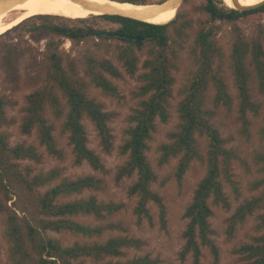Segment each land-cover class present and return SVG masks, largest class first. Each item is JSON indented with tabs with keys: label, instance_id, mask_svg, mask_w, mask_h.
I'll return each instance as SVG.
<instances>
[{
	"label": "trees",
	"instance_id": "16d2710c",
	"mask_svg": "<svg viewBox=\"0 0 264 264\" xmlns=\"http://www.w3.org/2000/svg\"><path fill=\"white\" fill-rule=\"evenodd\" d=\"M133 4H146L151 0H118ZM201 9L208 14L212 21L233 23L250 15L264 13V5L253 9H235L228 6L224 0H205ZM59 16L37 15L24 20L11 30L39 31L47 35L68 39L74 44H81L90 40H98L96 44H109L112 41L120 43V58L127 71L134 75L139 70L140 56L137 52L146 50L147 59L143 63L144 71L140 75L142 85L138 96L142 100L133 114L129 117L130 127L126 130V138L119 147L121 155L127 157L125 165L121 168V176H132L137 173L138 179L131 186L129 195L138 197L135 214L140 219L152 220L150 203L160 210L162 226L166 225L167 208L164 199L151 189L152 183L158 175L149 161L147 152L150 141L157 130L158 121L167 123L171 118L170 99L173 97L175 76L174 70L178 68L179 57L173 47L172 32L184 38L185 31L190 27V21L181 22L177 16L172 22L153 24L117 15L92 16L89 19L77 20L79 24L72 25L57 22ZM102 19L110 21L118 27L102 29L89 24V20ZM38 20L40 24H37ZM32 24V25H30ZM7 31V32H9ZM6 32V33H7ZM5 33V34H6ZM4 35V34H3ZM1 35V36H3ZM0 36V37H1ZM213 31L208 28L201 29L193 46L196 58V70L188 76L182 88L177 105L179 123L175 130L169 133V143L161 145L159 162L168 163L172 158H180L176 170L177 180H181L190 165L196 160L206 162V173L199 182L192 201L185 210L188 224L183 233L185 240L181 252L183 260L192 253L195 264H200L202 247H209L217 257V248L211 235L210 218L213 216L211 202L217 205L230 207L231 204L225 194L223 180L235 184L232 179V161L236 157L234 152L227 149L224 140L217 129L211 124V113L206 108L207 92L212 84L215 89V106L223 105L230 109L233 99L228 86L221 75L213 72L215 58L220 49L214 39ZM57 45L50 41L47 45L45 66L48 69L46 77L42 80L43 87L35 89L28 96V106L22 118L21 129L24 134H31L36 130L41 146L53 156H60L61 151L54 135L55 125L48 117L50 111L57 120H62L61 131L68 137L72 146L76 165L87 163L94 172H105V165L94 150L89 147V133L84 123L89 120L93 125L99 144L105 153L114 150V134L109 126L110 115L104 111L102 105L92 99L80 76L77 63L70 59V69L64 65L63 55L58 52ZM251 57L252 64L257 71V77L264 87V49L259 42L247 43L244 40L235 42L231 59L235 85L238 94V111L240 118L246 125L250 112L259 113L260 105L252 100L250 90L251 73L246 65L247 57ZM84 60V74L89 77L95 87L100 88L107 96L116 95L117 88L109 79L120 78L122 73L109 60L100 58L87 50L82 54ZM39 77L36 83H39ZM61 90L67 98L68 111L65 113L56 90ZM5 100L0 97V124L6 121ZM64 117V118H62ZM7 136L0 134V193L11 200L9 187L18 180L32 195L33 205L42 219L39 226L25 227L18 222L15 215L9 216L8 235L11 241L10 260L15 264H74L80 257H92L96 262L107 257H120L125 255L124 249L131 247L140 249L142 242L129 236H116L108 238L104 243H76L72 247L63 248L56 239L46 238L48 231H70L76 236L87 239L102 237L109 228L112 231H123L118 225L85 224L72 219L78 216H94L97 219H106L108 215L121 210L122 204L99 202L96 196H90L74 201L61 202L74 195L83 194L87 190L99 191L102 180L94 175H85L76 179H62L59 184L53 185L62 174L59 168L48 172L30 176L23 175L17 161L35 160L39 162L41 154L37 147L24 144L12 147L6 140ZM208 140V149L204 157L200 152V139ZM259 172L263 178L252 184V190L263 188L257 197L246 199L231 217V226L234 228L243 222L247 216L253 215L257 210L264 208V154H260ZM258 161V162H259ZM52 186V187H50ZM50 187L45 192L42 188ZM38 191V192H37ZM9 210L7 204L3 208L0 202V212ZM261 226H264V215L260 216ZM237 253L241 255L244 264H264V236L252 239V242L243 244ZM149 256L139 257L126 263L106 264H158ZM77 264H85L80 261Z\"/></svg>",
	"mask_w": 264,
	"mask_h": 264
},
{
	"label": "rangeland",
	"instance_id": "374dc122",
	"mask_svg": "<svg viewBox=\"0 0 264 264\" xmlns=\"http://www.w3.org/2000/svg\"><path fill=\"white\" fill-rule=\"evenodd\" d=\"M162 1L165 0H151L147 3ZM181 1L177 6L176 14L169 22L180 16L181 22L190 21L191 25L185 31L184 38L175 32L171 34L174 41L173 47L179 57L178 68L174 70L176 82L173 97L170 99L171 118L167 123L158 121L157 130L149 143L150 149L147 152L149 161L158 175V179L152 183L151 189L164 199L167 208L165 227L162 226L160 220V210L153 203L149 204L152 220L140 219L135 214L138 197H131L129 190L137 181L138 175L137 173L132 176L120 175L127 157L121 155L119 147L126 138L127 128L130 127L129 117L139 103L146 98L138 96L139 88L142 85L139 78L144 71L143 63L147 59L146 50L137 52L140 56L139 70L132 75L127 71L120 58L119 47L121 44L116 41L101 46L96 44L98 40L74 44L68 39H60L39 31H25L29 27H26L25 30L17 29L5 32L6 34L4 33L0 37V97L6 103V121L0 124V134L7 136L6 140L12 147L20 144L35 146L41 154L39 162L28 159L16 162L23 175L30 173V176L33 177L41 172L59 168L62 171L61 177L53 185L59 184L64 178L76 179L80 176L94 175L102 180L103 189L99 191L87 190L83 194L60 201H74L93 195L99 202H112L123 206L121 210L102 220L94 216L72 217L76 221L92 226L118 225L123 228V231L118 229L112 231L108 228L102 237L93 239L76 236L70 231L60 233L48 231L44 236L58 240L63 248L72 247L76 243H104L108 238L119 235L133 237L142 242L140 249L134 247L124 249V256L107 257L98 262L92 257H80L79 260L74 261V264L80 261L85 264L126 263L145 256L158 260V264H195L192 253L188 254L185 260L181 257L185 245L183 233L188 224V219L185 218V210L206 173V162L194 161L185 176L181 180H177L176 170L180 158H172L163 165L160 164L159 158L161 145L170 142L168 135L176 129L179 123L176 111L181 99L179 90L187 81L188 76H191L197 68L193 46L201 29L208 30L210 28L213 31V37L220 49V53L214 60L213 72L222 76L233 99V105L230 109L223 105L215 106V89L211 84L207 92L206 108L211 113V124L218 130L226 148L232 150L236 157L232 161L231 171L232 179L235 182L234 186L223 180L224 191L231 206L225 207L211 202L213 210V216L209 221L213 231L211 239L217 248L218 256L216 257L209 247L203 246L200 264H244L237 250L243 244L252 242L253 238L264 236V226L260 225L262 222L260 216L264 215V208L247 216L243 222L234 228L230 222L240 204L246 199L257 197L263 191V188L253 191L252 184L257 179L263 178V174L259 172L261 161L257 160L256 156L264 154V87L261 86L257 77V71L252 64L251 57H247L246 65L249 73H251L249 86L252 100L260 105V110L258 114L250 112L247 116L248 123L245 125L238 111L239 101L231 53L235 42L241 40L250 44L259 42L264 49V13L250 15L233 23L212 21L208 14L201 9L205 0ZM56 21L72 25L79 24L77 20L61 16ZM35 22L40 24L38 20ZM88 23L102 29L118 27V25L102 19L89 20ZM50 41L59 48L58 52L63 55L66 68L70 69V59H74L77 63L75 66L79 69L89 96L99 102L104 111L110 115L109 126L114 134L115 142L114 150L111 153H105L102 150L94 125L89 120L84 121L89 133V147L101 156L105 165L106 171L103 173L94 172L87 163L75 164L72 146L69 144L68 137L61 131L63 119L57 120L50 111H48V117L55 125L54 135L61 151L60 156L51 155L44 146L40 145L36 130H32L31 134L28 135L22 132V118L28 106L27 98L35 89L42 88L43 84H46L42 80L48 72L44 62L47 56V45ZM87 50L100 58L109 60L122 73V76L117 79L108 76L117 88L116 95H105L100 88L94 86L89 77L85 76L82 54ZM38 77L40 82L36 83ZM56 93L59 95L66 113L68 111L67 98L61 90L57 89ZM199 141L200 152L205 157L208 140L203 138ZM16 181L17 183H12L8 190L11 200L5 202L7 197L0 193V202L3 204V208H5V204L9 207L6 212H0V264H15L17 262V260H10L11 241L7 234L9 216L15 215L23 227L28 222L37 227L39 226L37 221L42 219V216L34 208L32 195L18 180ZM50 187L42 188L41 192H45Z\"/></svg>",
	"mask_w": 264,
	"mask_h": 264
},
{
	"label": "bare ground",
	"instance_id": "6f19581e",
	"mask_svg": "<svg viewBox=\"0 0 264 264\" xmlns=\"http://www.w3.org/2000/svg\"><path fill=\"white\" fill-rule=\"evenodd\" d=\"M224 2L232 8L241 10L264 5V0H224ZM179 3L180 0L146 4L118 0H0V36L26 18L44 14L79 20L108 12L153 24H164L174 17Z\"/></svg>",
	"mask_w": 264,
	"mask_h": 264
},
{
	"label": "water",
	"instance_id": "95a60500",
	"mask_svg": "<svg viewBox=\"0 0 264 264\" xmlns=\"http://www.w3.org/2000/svg\"><path fill=\"white\" fill-rule=\"evenodd\" d=\"M183 1V0H182ZM181 1V2H182ZM102 15H117V16H121V17H126V18H131V17H128V16H124V15H121V14H109L108 12H106L105 14H102ZM131 19H135V20H138V19H136V18H131ZM140 21V20H139Z\"/></svg>",
	"mask_w": 264,
	"mask_h": 264
}]
</instances>
